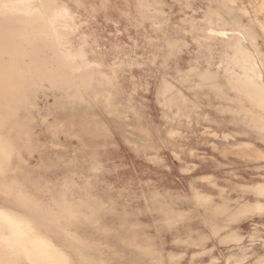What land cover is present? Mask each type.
I'll return each mask as SVG.
<instances>
[{
	"label": "rangeland",
	"instance_id": "rangeland-1",
	"mask_svg": "<svg viewBox=\"0 0 264 264\" xmlns=\"http://www.w3.org/2000/svg\"><path fill=\"white\" fill-rule=\"evenodd\" d=\"M55 1L70 28L8 132L0 208L74 264H264V0Z\"/></svg>",
	"mask_w": 264,
	"mask_h": 264
},
{
	"label": "bare ground",
	"instance_id": "bare-ground-1",
	"mask_svg": "<svg viewBox=\"0 0 264 264\" xmlns=\"http://www.w3.org/2000/svg\"><path fill=\"white\" fill-rule=\"evenodd\" d=\"M234 7H235V5H234ZM243 9H245V7ZM212 10H214V9H212ZM219 14L221 15L222 13H219ZM226 14H224V15H226ZM66 15H67L66 13H64L62 10L59 9L58 3H56L55 0H0V86H2L3 89H5V90L11 91L12 95H13V98L10 100V104L12 105L11 110L7 114L0 116V191H2L3 188H7V186L5 187V185H8L4 182V179H3L5 172L10 167V165L6 163V157L8 155L12 156L14 154H17V152L19 151V148L17 147V145L12 146V143L10 142L11 138L9 136H7L8 132L11 131L10 128H12V129L24 128V126L22 125L23 122H21V120H20V115H19L18 111H19L21 106H24L23 100H24V97L26 96L29 83L31 80H33L35 72L37 71V73L42 74V75H46V73H48L49 71L52 72V70H49L50 68H49L48 63L50 61L41 58L40 53H41L42 46L48 45V43L51 40L58 43V42H60L61 36H63L64 38L66 37V34L63 33L66 31L65 27H69V25L67 24V16ZM232 15H235V14H232ZM222 17H223V15H222ZM217 19L221 20L219 17ZM234 22H235V20H234ZM248 24L250 25V23H248ZM243 27H244V25H243ZM246 28H248V27H246ZM250 29H252V25H251ZM245 31H247V30H245ZM244 34H246V33L244 32ZM257 34H256V36H257ZM247 35H248V33H247ZM252 35H253V33H252ZM252 35L249 34L248 36L251 37ZM258 36H257V38H258ZM203 38H206V37H203ZM252 38H253V36H252ZM250 40H252V39H250ZM255 40H256V38L254 39V43H255ZM250 42H252V41H250ZM255 45H256V43H255ZM248 46H250V44H248ZM254 47L257 48L256 46H254ZM37 49L39 51H36ZM258 49H259V47L257 48V50ZM259 50H258V52H259ZM253 59H255V57ZM93 67H91L90 70H92ZM95 68H93V71H96ZM84 71H85V69H84ZM93 71L90 72V73H92V75L94 73H96ZM207 71L208 70H206V72ZM103 72H104V70H103ZM258 72H260V71H258ZM211 73H213V72H211ZM211 73H209V74L211 75ZM234 73H235V71H234ZM236 73L241 75L239 73V71H236ZM263 73H264V71L262 69V78L261 79L264 82ZM53 74L55 77H60L63 75L60 71V68L58 70H56ZM106 74L104 72L103 75L107 76ZM116 74H117V71H116ZM209 74H208V76H209ZM216 74H217V72L215 73V75ZM82 75L85 76L84 73ZM212 75L215 76L214 74H212ZM244 75H243V77L248 79L247 77H245L246 75L245 76ZM78 76H80V75L78 74ZM217 76H218V74H217ZM241 77H242V75H241ZM65 78H67V77H65ZM106 78H109V75ZM244 78H242V79H244ZM209 79H212V76ZM213 79H215V78H213ZM227 79H229V78L227 77ZM236 79H238V77ZM239 79H240V77H239ZM250 80H252V79H250ZM213 81H212V83H213ZM230 81H232V80H230ZM113 82H115V80ZM215 82H216V79H215ZM257 82H258V80H257ZM251 83H252V81H251ZM234 85L235 84L232 83L233 87H234ZM215 87H217L216 89L219 88L217 85L212 87V88H215ZM233 87L231 89H233ZM241 87H235V88L237 90V88L241 89ZM259 87H260V84H259ZM251 88L255 90V88H253V87H251ZM216 89H214V90H216ZM219 89H221V88H219ZM254 90L253 91L251 90L252 91L251 94L253 92L257 91V90L256 91H254ZM218 92L221 93L222 91L219 90V91H217V93ZM262 92L263 91L261 90L260 93H262ZM260 93L257 95V96L260 95V98L258 97L259 99L262 98ZM167 94H168V92H167ZM244 94H246V93H244ZM253 94H254V96H250V97H252V98L256 97L255 93H253ZM258 98H257V101L255 100L256 101L255 103L258 102V100H259ZM254 99H256V98H254ZM254 99H252V100H254ZM263 99H264V97H263ZM258 108H259V103H258ZM246 112L248 114L249 126L252 127V126H254L253 117H252L253 115L250 114L248 112V110ZM259 117H261V116H259ZM263 126H264V124H263ZM5 136H7V138ZM10 156L7 157V158H9V160H10ZM20 171H18V172L20 173ZM10 174H11V172H10ZM10 174H8L7 176H9ZM24 174L26 175V173H24ZM19 175H21V174H19ZM20 177L21 176H19V179H20ZM27 179H28V177H26V181L24 180V182H27ZM9 180H10V177H9ZM259 186H261V185L259 184ZM263 186H264V184H263ZM255 187L257 189L262 188L261 191H263V188H264V187L258 188L257 186H255ZM13 188L18 189V190L23 189L20 184L13 185ZM7 189H9V187ZM5 192H6V190H5ZM9 197H7V198H9ZM201 197H202V195H201ZM16 198H18L17 194H16ZM205 198H206V196H205ZM9 199H11V197ZM207 199L208 198H206V200ZM59 202H60V200H59ZM59 202L58 203L55 202V204H57V206H59L60 204L65 205L62 201H61L62 203H60V204H59ZM206 202H208V201H206ZM33 205H34V203H33ZM40 206H41V204H40ZM88 207H89V205H88ZM41 208L43 209V207H41ZM31 209H32V207H31ZM99 209H100V207H99ZM219 209H220V207H219ZM223 209H224V207H223ZM47 212H48V214L51 213L49 211H47ZM47 212H45V213L47 214ZM42 218H41V220H42ZM96 221H98V219ZM56 225H59V224H56ZM49 231L51 232L52 230H48V232ZM50 234H52V233H50ZM67 234H69V233H67ZM70 235L72 237V234H70ZM54 236H57V235L54 233ZM66 236H69V235H66ZM73 239H75L74 236H73ZM73 239L71 241H74ZM66 241H68V240H66ZM132 241H134V240L132 239ZM75 242H76V239H75ZM82 246H84V245H82ZM79 247H81V246H79ZM86 248H88V247H86ZM89 252L90 251H88V253ZM149 252H151V250ZM81 254L82 255L84 254L85 256L84 255L83 256L87 257L86 256L87 253L86 254L81 253ZM91 254L89 253V255H91ZM78 256H79V254H78ZM88 257H90V256H88ZM0 259H4V260H17V259L19 260L20 259V260H22L21 264H74L72 256L70 255V253L66 252L63 248H61L59 246V244L50 235H48L46 233L44 234V233L39 232V231H35L34 226H33V222L31 219H29L26 216H23L22 213H20L16 210H13V208H10V207L0 208ZM92 259H93V257H92ZM78 260H80V259H78ZM85 260H87V259H85ZM103 262H106V260H103ZM90 263H91V261H90ZM80 264H82V263L80 262Z\"/></svg>",
	"mask_w": 264,
	"mask_h": 264
}]
</instances>
